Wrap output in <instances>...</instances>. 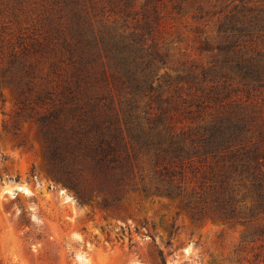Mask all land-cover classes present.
I'll list each match as a JSON object with an SVG mask.
<instances>
[{
  "label": "rangeland",
  "instance_id": "1",
  "mask_svg": "<svg viewBox=\"0 0 264 264\" xmlns=\"http://www.w3.org/2000/svg\"><path fill=\"white\" fill-rule=\"evenodd\" d=\"M79 1L95 39L109 32L134 47L122 55L143 81L140 113L166 108L176 134L241 113L264 155V0H128L125 15L109 0ZM55 9L0 0V73L18 30L42 32ZM107 83L113 99L129 98ZM0 95V264H264V215L227 222L132 191L107 208L80 202L48 174L38 128L16 116L11 90Z\"/></svg>",
  "mask_w": 264,
  "mask_h": 264
},
{
  "label": "trees",
  "instance_id": "2",
  "mask_svg": "<svg viewBox=\"0 0 264 264\" xmlns=\"http://www.w3.org/2000/svg\"><path fill=\"white\" fill-rule=\"evenodd\" d=\"M56 1L42 32L13 36L0 73L16 116L38 128L48 174L80 202L100 198L103 208L132 191L179 199L189 211L199 204L196 213L227 222L264 215V155L244 137L251 119L239 113L176 134L166 108L140 113L143 81L122 55L134 47L109 32L95 39L79 0ZM109 2L117 14L130 8L128 0ZM248 67L252 77L257 68ZM108 78L129 98L113 99Z\"/></svg>",
  "mask_w": 264,
  "mask_h": 264
}]
</instances>
